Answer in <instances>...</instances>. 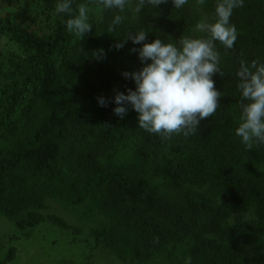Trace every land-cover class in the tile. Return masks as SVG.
<instances>
[{"label":"trees","instance_id":"16d2710c","mask_svg":"<svg viewBox=\"0 0 264 264\" xmlns=\"http://www.w3.org/2000/svg\"><path fill=\"white\" fill-rule=\"evenodd\" d=\"M56 3L42 0L20 22L0 16V36L21 49L0 73V214L26 230L54 217L46 215L50 203L78 212L123 264L186 256L192 264H264V145L248 148L235 135V70L240 61L264 62V0L234 10L232 49L215 45L222 72L212 77L220 92L215 114L195 135L170 139L139 128L131 109L123 119L114 115L116 92L134 89L122 73L142 67L131 51L139 45H114L138 28L149 31L146 42L203 37L196 25L212 22L216 0L161 4L139 15L126 9L115 30L116 10L75 0L74 9H100L82 40L66 31L67 16H48ZM46 12L49 27L37 22ZM100 49L103 57H94Z\"/></svg>","mask_w":264,"mask_h":264},{"label":"clouds","instance_id":"9594fccd","mask_svg":"<svg viewBox=\"0 0 264 264\" xmlns=\"http://www.w3.org/2000/svg\"><path fill=\"white\" fill-rule=\"evenodd\" d=\"M75 0H57L55 13L67 16L66 31L80 40L93 27L89 20V6L81 3L73 8ZM203 6L207 0H197ZM104 10H116L110 30L122 23L119 14L126 9L139 15L144 9L157 10L161 4L182 9L188 0H98ZM244 0H216L212 22L201 21L196 31L203 37L185 36L173 42L155 38L146 42L148 30L138 28L129 31L114 46L119 49L131 41L138 48L131 49L137 54L142 67L138 71L124 72L131 79L134 89L126 93L117 91L112 98L116 105L114 115L123 119L131 109L137 126L149 134L164 139L173 135L184 137L195 135L202 120L213 116L219 107L220 92L216 90L214 74L222 76L219 68L220 57L216 49L219 42L225 49H232L238 38L234 24L230 22L235 9L243 7ZM102 49L93 53L103 57ZM236 89L239 93V117L235 135L248 148L264 145V62L240 61L235 70ZM98 104L107 106V101L98 97ZM184 264H192L186 256Z\"/></svg>","mask_w":264,"mask_h":264},{"label":"rangeland","instance_id":"374dc122","mask_svg":"<svg viewBox=\"0 0 264 264\" xmlns=\"http://www.w3.org/2000/svg\"><path fill=\"white\" fill-rule=\"evenodd\" d=\"M41 3L42 0H0V16L20 22L24 18L23 12L34 17ZM89 9V20L94 17L95 22L100 9ZM46 16L47 12L40 14L37 22L41 21L43 26L49 27L53 21ZM48 16L56 19L55 11L49 12ZM20 54L21 49L16 42L8 35H1L0 73L7 70L10 59ZM47 214L54 217L26 230L15 228L0 214V264H123L100 240L90 235V229L97 227L95 222L81 217L78 212L69 213L55 203L49 204ZM59 220L66 226L60 225ZM150 264H184V260L176 259L172 263L156 258Z\"/></svg>","mask_w":264,"mask_h":264}]
</instances>
